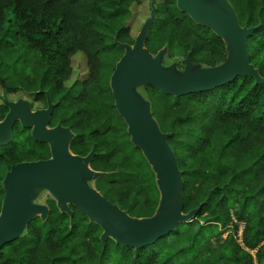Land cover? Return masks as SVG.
Here are the masks:
<instances>
[{
    "label": "trees",
    "instance_id": "trees-1",
    "mask_svg": "<svg viewBox=\"0 0 264 264\" xmlns=\"http://www.w3.org/2000/svg\"><path fill=\"white\" fill-rule=\"evenodd\" d=\"M228 1L240 24L254 28L247 38L250 62L264 77V0ZM139 2L0 0L4 94L23 92L45 105L47 92L52 102H58L50 125L71 128L74 154L85 156L95 145L91 168L121 176L101 192L119 207L132 197L151 200L145 179L149 172L141 165L150 169L155 183L141 150L130 142L132 151L140 153L139 164L131 156L119 158L122 147L108 136L114 128L102 130L118 114L102 77L110 55L123 50L114 38L134 43L128 19L131 6ZM164 46L167 56L189 57L209 67L226 60L222 38L179 10L176 0L157 1L156 22L145 40L152 54ZM77 52L85 55L89 76L66 85ZM182 66L181 62L178 67ZM142 91L160 130L171 133L168 143L184 182L183 212L198 208L194 218L135 248L111 238L102 243L100 226L74 205L70 225L69 215L49 199L46 220L36 217L21 237L4 244L0 264H264V83L239 75L218 87L182 96L151 86ZM7 111L0 102V120ZM49 157L48 144L34 140L28 128L15 123L11 142L0 147V208L2 180L10 166ZM155 189L159 194L156 184ZM239 222L244 223L242 245L234 237ZM227 229L233 232L222 238Z\"/></svg>",
    "mask_w": 264,
    "mask_h": 264
},
{
    "label": "water",
    "instance_id": "water-1",
    "mask_svg": "<svg viewBox=\"0 0 264 264\" xmlns=\"http://www.w3.org/2000/svg\"><path fill=\"white\" fill-rule=\"evenodd\" d=\"M176 5L195 23L222 38L226 60L211 67L193 63L189 57L182 59L181 68L176 62L163 64L167 46L156 54L145 47L148 31L156 22V1L150 0V16L134 43L119 42L114 38L123 54L116 62L109 82L115 108L127 125L130 142L141 150L155 176L159 201L153 215L133 217L92 186V181L109 175V172L91 168L95 145L85 156L74 154L70 149L75 136L71 128L61 123L50 125L51 114L58 102H52L47 92V106L35 110L26 99H3L8 111L0 120V147L11 142L13 127L18 122L30 129L34 140L48 144L50 157L18 162L6 171L2 180L0 248L21 237L31 220L36 217L46 220L50 211L48 205L34 201L39 190L50 193L59 211L69 215L70 225L73 223L70 205L98 224L102 229V243L111 238L116 243L139 248L194 218L198 208L183 212L184 182L175 153L168 143L171 133L160 130L142 88L151 86L166 94L182 96L218 87L239 75L252 76L257 83H264V77L250 62L247 38L254 28L240 24L228 0H176Z\"/></svg>",
    "mask_w": 264,
    "mask_h": 264
},
{
    "label": "rangeland",
    "instance_id": "rangeland-1",
    "mask_svg": "<svg viewBox=\"0 0 264 264\" xmlns=\"http://www.w3.org/2000/svg\"><path fill=\"white\" fill-rule=\"evenodd\" d=\"M156 3L159 0H155ZM131 13L130 17L128 19V24L131 28V34L135 38L138 32L140 31L144 21L150 16V0H140L139 3H135L131 6ZM123 54V50L116 49V51L110 55L109 59L107 60L106 70L104 72V75L102 77V85L104 87H109L110 82V76L114 70L115 64L120 58V56ZM173 62L177 63V66L179 64L181 65L182 57L180 55H176L174 57L165 56L163 58V64H171ZM183 63V62H182ZM71 64H72V75L71 77L66 81V85H71L73 81L75 80H84L89 76V70L86 63V57L82 52H77L74 54L71 58ZM18 98H23L28 100L31 103L32 110L39 109L41 107H44V105L40 102H34L32 97L29 95L23 93V92H16V93H9L7 95L4 94L2 88L0 87V102H3V99H8L11 101H15ZM127 125H125L124 121L118 116V114H114L113 118L109 121H106L104 126L102 127V130H106L110 127H113L114 130L109 131L108 136L110 139H115L119 142V144L122 147V151L119 155V158L121 157H128L131 156L136 164H139V152H133L132 151V145L130 143L129 135L127 134ZM136 149V147H134ZM148 163V162H147ZM149 164V163H148ZM150 166V165H149ZM141 170L149 172V175L145 177L146 179V186L150 192L151 200L148 203L143 202L141 199H138L136 197H132L129 200L125 201L120 205L122 210L124 209L127 211V213L133 217H147L150 216L158 203L159 194L156 192L155 189V183H154V177L151 173L150 169L147 168L145 170L144 166H140ZM120 175H107L103 176L95 181H92V186L98 190L99 192H102L106 187L110 180L114 178H120ZM1 185V183H0ZM52 199V196L50 193L46 190H39L38 196L34 200L35 202L41 203V204H47V200ZM240 231V229H239ZM232 230L227 229L224 231L222 238H225L228 233H232ZM237 232L234 234V237L237 242H240V232Z\"/></svg>",
    "mask_w": 264,
    "mask_h": 264
},
{
    "label": "built area",
    "instance_id": "built-area-1",
    "mask_svg": "<svg viewBox=\"0 0 264 264\" xmlns=\"http://www.w3.org/2000/svg\"><path fill=\"white\" fill-rule=\"evenodd\" d=\"M238 227H239V228H238V233L240 232V236H239V237H240V240H241V241L238 242V243L242 245V231H243V228H244V223H243V222H239V223H238ZM239 229H240V231H239ZM238 233H237V234H238Z\"/></svg>",
    "mask_w": 264,
    "mask_h": 264
},
{
    "label": "flooded vegetation",
    "instance_id": "flooded-vegetation-1",
    "mask_svg": "<svg viewBox=\"0 0 264 264\" xmlns=\"http://www.w3.org/2000/svg\"><path fill=\"white\" fill-rule=\"evenodd\" d=\"M30 104H31V103H30ZM46 106H47V105L45 104L44 107H41V108H45ZM41 108H39V109H41ZM29 130H30V129H29Z\"/></svg>",
    "mask_w": 264,
    "mask_h": 264
}]
</instances>
